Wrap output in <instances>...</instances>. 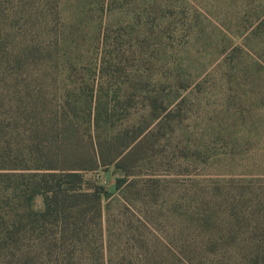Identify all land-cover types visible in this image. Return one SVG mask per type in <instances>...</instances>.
Segmentation results:
<instances>
[{"label":"rangeland","instance_id":"1","mask_svg":"<svg viewBox=\"0 0 264 264\" xmlns=\"http://www.w3.org/2000/svg\"><path fill=\"white\" fill-rule=\"evenodd\" d=\"M3 13L0 120L7 139L14 134L9 116L31 97L58 99L85 85L101 97L107 125L126 130L119 147L135 139L119 167L85 175L116 197L113 216L121 201L147 228L153 243L142 253L166 255L177 237L200 244L202 235L209 242L191 250L192 259L220 264L232 252L237 264H248L241 249L249 236L262 238V251L264 0H7ZM41 48L53 56L48 71ZM26 51L37 62L16 58ZM125 175L163 181L157 196L135 207L136 190H117ZM162 191L176 202L168 204ZM34 205L41 209L42 197ZM237 215L245 223L231 235L228 219ZM111 246L107 264H149L134 260L125 238L114 236Z\"/></svg>","mask_w":264,"mask_h":264},{"label":"trees","instance_id":"2","mask_svg":"<svg viewBox=\"0 0 264 264\" xmlns=\"http://www.w3.org/2000/svg\"><path fill=\"white\" fill-rule=\"evenodd\" d=\"M5 9L7 0H0V18L5 16ZM40 50L48 71L53 59L48 53H52L46 48ZM24 55L38 60L27 51L16 58ZM48 79L45 77V83ZM85 88L75 87L58 99L49 100L46 95L31 97L24 109L17 107L9 116L14 133L10 139L7 125L0 120V264H107L113 254L114 236L127 240L138 254L134 260L139 263L199 264L203 260L202 263L210 264L208 256L190 258L196 256V251L191 250L209 242L206 235H202L200 244L194 236L177 237L175 250L165 255L155 248L149 258L141 252L153 243L148 235L147 239L144 237L147 228L126 214L121 201L116 205L118 215L110 213V203L116 197L85 174L107 165L119 167L135 139L119 147L126 130L107 125L109 118L104 116L101 97L97 96L98 103L94 89L89 93ZM21 131L25 132L24 139H18ZM162 181L125 175L118 179L117 190L119 195L125 186L130 194L136 190L133 205L137 207L157 196ZM160 196L171 205L177 199L171 192L162 191ZM37 197L43 199L41 209L35 208ZM228 222L231 226L227 232L233 235L245 219L237 215L235 222L230 218ZM251 228L248 234L255 236L257 229ZM260 242L263 243L262 238L245 239L241 252L247 256L244 258L248 264H262L264 247L261 251ZM228 256L232 252L220 258V264L238 262Z\"/></svg>","mask_w":264,"mask_h":264}]
</instances>
